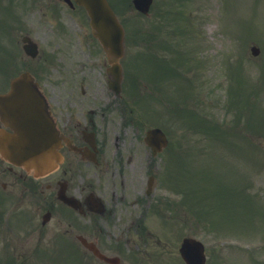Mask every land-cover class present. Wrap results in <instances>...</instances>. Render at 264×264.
I'll list each match as a JSON object with an SVG mask.
<instances>
[{
	"label": "flooded vegetation",
	"instance_id": "1",
	"mask_svg": "<svg viewBox=\"0 0 264 264\" xmlns=\"http://www.w3.org/2000/svg\"><path fill=\"white\" fill-rule=\"evenodd\" d=\"M28 3L52 24L63 21V0ZM0 8V40L29 36L36 42L41 27L26 16L24 0H6ZM62 41L61 51L74 49L51 60L56 80L49 96L61 161L40 176L0 156V264H133V243L144 233L158 259L165 243L140 218L148 181L160 174L151 149L133 145V95L123 98L109 87L106 59L91 37ZM2 128L8 129L0 120Z\"/></svg>",
	"mask_w": 264,
	"mask_h": 264
},
{
	"label": "rangeland",
	"instance_id": "2",
	"mask_svg": "<svg viewBox=\"0 0 264 264\" xmlns=\"http://www.w3.org/2000/svg\"><path fill=\"white\" fill-rule=\"evenodd\" d=\"M180 2L181 0H155L147 16H135L137 14L133 11L129 13L133 15L129 16L127 20L124 15L122 21L126 28L142 25L150 29L157 22L155 11L161 8L171 13V9L177 6L176 20L181 39H183L182 44L187 48V52L177 49L173 52V56L177 54L180 57H185L184 62L179 63L181 67L184 66V69L187 68L186 64H189L188 67L193 65L198 68L192 69L189 73L183 71V79L178 80L175 75L178 81H173L174 88L170 89L168 84H165L162 94L169 98H176L180 93L177 97V103H179L182 98L181 93L187 86L189 90L183 92L182 95L187 97L190 109H194L206 119L212 117V120L217 118L216 121L223 120V123H229L232 117L230 113L227 115L222 102L225 103L231 99L230 95L227 96V91L231 84L235 85L234 82H237L234 78L236 74L233 75L231 72L234 64L241 65L238 75L243 77L240 82L244 86L243 92L249 91L251 87L249 81H252V77L256 80V76H258L260 83L257 84V80L256 84L259 96L264 97V0H182L181 6L176 5ZM180 14L185 17L180 18ZM75 15L78 20L74 17L75 21H71L68 26L71 34L80 32L78 25L84 23L86 26L87 23L80 11ZM252 26L253 28L248 30ZM40 27L41 37L38 42L40 50L32 64L39 80L41 79L46 87H49L53 76L51 72L54 68L50 63L48 47L45 46L42 39L45 37L50 39L52 28L48 23L46 27L43 24H40ZM84 31L89 30L87 28ZM159 33H156L157 38ZM61 38L56 37L57 46L63 42ZM72 38H76V36L72 35ZM186 39L190 40L185 42ZM125 41L128 42L127 49L133 50L130 51L132 54L144 50L141 40L133 43L128 37ZM154 43L155 41H153V45H155ZM251 44H256L260 48L258 55L250 54ZM70 49H74V46ZM164 52L168 57L169 50ZM186 60L189 61L185 62ZM158 64L161 63L152 61L150 64L148 63V67L157 71L158 68L155 66ZM16 69L18 68L13 70ZM162 70H167V68L162 67ZM165 73L166 71H161L159 74L165 75ZM184 77H188L190 81H184ZM177 82H180L181 85H177ZM149 87L153 91L152 82L149 83ZM135 89L133 90L135 91ZM240 100L241 97L234 95L233 105ZM262 101L264 99H261ZM163 103L164 106L161 104V100H149L136 105L133 102L137 127L133 126V132H136L138 137L136 140L133 138V143L143 150L142 137L145 129L154 125L153 122L157 118L160 119L161 124L170 134V150L166 149L155 155L153 160L160 173L164 172V167L166 169L168 166L170 175L168 179H165V184L180 188L185 195L188 192L194 193L195 186L201 187L202 196L194 197L217 202L216 207L213 205L212 212H207V216L213 221V224L203 217L197 225L192 216L188 215L189 210L184 209L183 215L175 205L174 217L170 218V226H174V228L164 232L160 227V220L154 214L147 215L146 224L156 237L168 240V248H170L167 250L168 253L162 256L163 262L159 264H181L172 248L177 246L178 240L183 235H192L203 241L207 254L206 264H264V136L255 137L250 133L254 130L264 134V103L260 109L256 110L257 121L254 128L250 130V127L253 126L251 124L250 127L244 129L245 135L248 134L250 139L255 137L253 141L259 145V147L251 146V150L254 149V156L247 155L244 147L235 154L227 143L211 145L212 142L208 135H212V137L214 135L217 137L216 142L221 143L219 137H225L224 133L217 131L214 127L211 128L212 132L207 133L208 135H205L204 132H193L195 130L193 126L196 124L193 116L168 109L166 106L169 107L170 104ZM181 105H183V101ZM248 130L250 131L248 132ZM179 145H182L179 152L177 151L175 154L170 152L177 150ZM204 146L206 147L204 148ZM180 153H183L185 160L190 158V162H185L186 171L178 172L180 164L177 155ZM251 160L256 162L249 164ZM190 167L193 173L189 172ZM186 175L191 181H186ZM247 181L248 183L244 187L243 184ZM161 187H163V181L159 179L155 189L156 196L168 195V199L177 204L181 201L180 198L184 199V195ZM242 187H244L243 190ZM192 202L193 199L187 200V203ZM217 205L220 210L217 209ZM182 216L185 219V232H178L179 224H181L179 219ZM149 236L150 234H147L143 241L135 240L133 247L138 245L141 250V253H137L138 256L154 261L155 254L152 253L153 245L149 243ZM230 240L236 244L230 246L228 243Z\"/></svg>",
	"mask_w": 264,
	"mask_h": 264
},
{
	"label": "water",
	"instance_id": "3",
	"mask_svg": "<svg viewBox=\"0 0 264 264\" xmlns=\"http://www.w3.org/2000/svg\"><path fill=\"white\" fill-rule=\"evenodd\" d=\"M83 5L90 17L93 34L99 39L110 59L111 73L120 78L117 62L122 55L123 30L106 0H76ZM137 8L146 11L147 0H134ZM252 52L258 49L251 47ZM0 115L12 128L14 134H0V151L10 160L34 168L38 172L51 169L59 155L56 151V133L48 114L44 98L39 94L29 73H22L11 82L6 95H0ZM166 141L159 129H150L146 141ZM180 253L187 264H203L201 243L184 238Z\"/></svg>",
	"mask_w": 264,
	"mask_h": 264
},
{
	"label": "trees",
	"instance_id": "4",
	"mask_svg": "<svg viewBox=\"0 0 264 264\" xmlns=\"http://www.w3.org/2000/svg\"><path fill=\"white\" fill-rule=\"evenodd\" d=\"M253 94H256L255 92L254 93H250V95H249V97H248V101H247V104H248V106H249V108H250V110H251V113H250V119H252V118H254L256 115H255V113H254V110H256L257 109V106H258V104H257V102L256 101H253L252 99H251V96L253 95ZM221 133H225V132H222V131H220ZM225 135V137H223V140L226 142V141H231L230 142V146H235V144H236V140H237V137L235 136V135H231V134H228V133H226V134H224Z\"/></svg>",
	"mask_w": 264,
	"mask_h": 264
}]
</instances>
